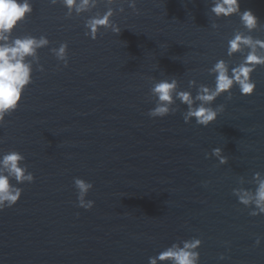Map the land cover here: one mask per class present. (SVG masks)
<instances>
[{"label": "water", "instance_id": "obj_1", "mask_svg": "<svg viewBox=\"0 0 264 264\" xmlns=\"http://www.w3.org/2000/svg\"><path fill=\"white\" fill-rule=\"evenodd\" d=\"M30 2L12 39L45 36L50 44L0 127V156L20 152L34 176L16 185L18 203L0 211V264H149L193 238L202 241L199 264H264V215L251 216L233 194L254 191L255 173L264 177V66L252 73L253 95L234 87L231 100L217 98L211 106L224 110L207 127L185 124L179 101L174 114L148 115L155 82L175 78L195 96L201 84L214 87L209 69L218 60L242 61L227 55L234 33L249 34L239 17L217 19L212 0H135V12L127 0H98L79 15L62 0ZM239 3L259 20L250 35L264 40V0ZM108 7L120 34L85 36L86 21ZM61 43L67 67L52 52ZM75 178L93 184L91 210L78 207Z\"/></svg>", "mask_w": 264, "mask_h": 264}, {"label": "clouds", "instance_id": "obj_2", "mask_svg": "<svg viewBox=\"0 0 264 264\" xmlns=\"http://www.w3.org/2000/svg\"><path fill=\"white\" fill-rule=\"evenodd\" d=\"M58 2L59 0H50L52 5ZM106 2L113 4L115 0ZM62 3L69 15L73 10L79 15L90 7L95 8L98 0H62ZM127 3L134 12L137 11L135 0H127ZM119 10L124 11L123 8ZM210 11L217 19H228L234 15L239 17L243 28L249 34L234 33L228 40L227 55L232 57L239 53L243 56L242 61L236 66H230L225 60H218L209 69V74L215 77L214 87L201 84L195 96L190 91L178 90L179 83L175 78L155 82L150 89L151 95L155 97V107L148 112L149 117L164 118L174 114L173 105L179 101L187 106V111L183 114L185 124L194 120L197 125L207 127L224 110L223 106H211L218 97L229 94L228 99L231 100L230 94L234 87H238L244 96L254 94L256 84L251 79L252 73L258 66H264V40L250 35L259 28L258 18L250 10L242 12L239 0H212ZM32 12L30 0H0V127L4 126L5 118L18 109L24 90L32 83L33 59L38 58V50L50 44L45 36L12 39L14 30ZM113 16L112 7H108L102 15L90 17L84 25L85 36L96 40L100 29L111 30L119 35L121 28L112 21ZM67 50V43H61L58 48L52 49L56 59L63 62L64 67L68 66ZM39 71L44 69L41 67ZM194 86L195 82L190 81L189 87ZM211 155L217 157L221 165L228 162L221 148H214ZM24 162L25 157L15 150L0 156V211L15 206L21 199L23 189L16 185L34 182V176ZM253 179L256 181L254 191L241 189L234 190L233 194L240 204L254 209L250 215L255 217L264 215V177L257 172ZM74 186L78 193V207L91 210L94 202L86 197L93 189V184L75 178ZM201 244L202 241L196 238L184 240L182 244L173 243L158 255L150 257L149 264H199L198 249ZM259 244L258 238L256 245ZM219 259L224 260L225 257L221 255Z\"/></svg>", "mask_w": 264, "mask_h": 264}]
</instances>
